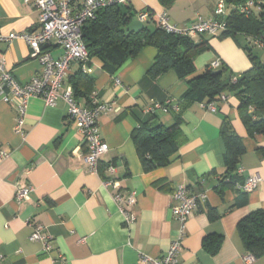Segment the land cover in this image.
Returning a JSON list of instances; mask_svg holds the SVG:
<instances>
[{
    "label": "crops",
    "instance_id": "obj_1",
    "mask_svg": "<svg viewBox=\"0 0 264 264\" xmlns=\"http://www.w3.org/2000/svg\"><path fill=\"white\" fill-rule=\"evenodd\" d=\"M219 0H175L165 7L159 0H131L135 20L140 13L152 17L166 12L171 22L191 26L199 17L213 18ZM255 13L259 11L255 8ZM228 13V12H227ZM40 27V13L24 0H0V32L23 34ZM206 49L194 59L197 74L219 61L227 68L224 79L234 81L250 70L252 64L245 47L264 53L252 38L203 36L195 41ZM43 49L55 59L63 50L54 45ZM157 49L145 47L116 74L103 70L102 63L92 58L88 83L75 63L66 84L79 81L82 107H90L95 97L101 104L116 103L119 112L104 114L99 119L101 136L109 151L99 163V173H91L82 161L87 153L78 122L68 117V106L60 98L48 106L40 98L28 103L24 135L15 133L16 113L0 101V264H142L141 256L161 258L176 239L180 223L172 210V195L183 185L189 193L206 194V203L187 221V236L179 264H245L247 254L238 231L240 221L255 211H264V186L251 193L235 186L219 191L220 178L226 173V145L221 135L229 120L245 148L235 174L239 184L253 175L264 177V135H249L240 118L238 98L217 104L215 112L204 103L184 104L188 91L186 81L169 71L158 78L148 75ZM0 58L20 84L28 83L41 71L37 59L22 39L0 42ZM66 87L59 90L62 95ZM83 93L85 95H83ZM180 105L182 141L179 151L166 167L146 172L136 150L132 134L150 119L146 108L152 102ZM159 121L172 126L175 113L158 112ZM115 167L113 175L108 172ZM119 181L123 194L136 192L137 220L131 227L124 224L122 213L113 199L116 192L104 187L103 180ZM30 185L28 201L16 202L18 187ZM37 226L50 235L52 250L31 240ZM59 256L64 258L62 261ZM253 264H264V257Z\"/></svg>",
    "mask_w": 264,
    "mask_h": 264
},
{
    "label": "trees",
    "instance_id": "obj_2",
    "mask_svg": "<svg viewBox=\"0 0 264 264\" xmlns=\"http://www.w3.org/2000/svg\"><path fill=\"white\" fill-rule=\"evenodd\" d=\"M159 1L163 6L170 7L175 0ZM227 2V28L220 38H236L241 34L252 38L257 44H264V0ZM250 2H255V6L249 9V13H241V8L248 6ZM255 8L259 11L258 14L255 13ZM151 19L149 24H145L143 31L128 32L127 27L135 21L129 4L102 7L95 19L88 21L83 28V42L90 59H99L103 70L114 75L145 47H154L157 49V56L148 75L156 79L173 71L179 79L186 81L189 89L184 94L182 103L190 105L199 102L209 105L220 101L222 96L233 95L240 102V118L249 135H264V61L251 48L245 47L252 66L242 75V80L238 78L231 82L224 79L227 73L224 66L212 70L209 65L203 73L197 74L194 59L206 49L204 44H198L188 37L166 33L160 28L157 17L153 16ZM79 76L92 83L88 74L80 71ZM71 83L74 95L78 97L79 81L71 80ZM157 113L150 114V119L138 126L132 134L146 172L168 166L171 158L178 153L182 141L181 112L176 114V122L170 127H165L159 121ZM221 135L226 145V173L220 178V192L238 184L239 178L235 173L245 153L242 139L229 120L224 121ZM238 231L246 253L256 259L264 257V211H255L240 221Z\"/></svg>",
    "mask_w": 264,
    "mask_h": 264
},
{
    "label": "built area",
    "instance_id": "obj_3",
    "mask_svg": "<svg viewBox=\"0 0 264 264\" xmlns=\"http://www.w3.org/2000/svg\"><path fill=\"white\" fill-rule=\"evenodd\" d=\"M131 0H24L26 5L34 7L40 13V27L34 31L23 34L11 33L4 35L0 32V42H12L15 39L24 40L30 48V57L37 59L41 65V71L28 83L20 84L6 69L4 58H0V101L10 105L16 113L15 133L24 135V126L28 103L32 98H40L48 106H54L62 98L68 106V117L78 122L81 133L84 137L88 153L82 157L87 169L94 174L99 173L101 158L109 151L108 144L101 136L99 119L104 114L119 112L120 108L116 103H99L95 97L90 100V107L80 106L74 95L72 85L66 84L71 74V67L78 63L83 73H89L90 56L83 42V28L85 24L95 19L96 13L102 7L108 5H128ZM255 6L250 2L248 6L241 8V13H249V9ZM228 12L227 0H219L213 18L199 17L189 27H184L171 22L166 12L158 15L160 28L166 33L188 37L197 40L203 36L218 37L226 31V17ZM148 13H140L138 20L145 23L149 19ZM45 45H54L63 50V55L55 59L43 49ZM264 49V44H258ZM221 67L219 61L211 63L210 69L217 70ZM235 79L234 81H236ZM66 87L64 94L60 95L59 90ZM228 96H222L220 101L204 105L209 111L215 112L217 104L225 103ZM253 111V109H250ZM155 112L175 113L181 112L179 105L152 102L146 108L149 115ZM8 151H2L0 157L8 156ZM116 169L113 166L108 172L113 175ZM239 173L242 169L238 170ZM104 187H111L116 192L113 195L118 205L126 227H131L137 220L135 208L138 203L136 192L123 194L119 181L109 178L103 180ZM264 186V177L253 175L244 184H236V188L244 193H251ZM33 192V187L23 185L18 187L16 202L18 204L28 201ZM206 194L189 193L187 188L180 185L172 195L171 210L176 220L180 223L176 239L171 244L169 251L161 258H154L149 255L141 256L142 264H179V256L183 250V243L187 236V221L194 212L206 203ZM31 240L42 244L43 251L48 253L52 250L51 237L45 233L42 226H37L31 236ZM59 258L64 261L62 256ZM255 257L251 254L244 256L245 264H253Z\"/></svg>",
    "mask_w": 264,
    "mask_h": 264
},
{
    "label": "water",
    "instance_id": "obj_4",
    "mask_svg": "<svg viewBox=\"0 0 264 264\" xmlns=\"http://www.w3.org/2000/svg\"><path fill=\"white\" fill-rule=\"evenodd\" d=\"M145 28V24L142 23L139 20H135L132 23H130V25L127 27V31L128 32H135V33H139L141 31H143ZM244 78V76L239 77V80H242Z\"/></svg>",
    "mask_w": 264,
    "mask_h": 264
},
{
    "label": "rangeland",
    "instance_id": "obj_5",
    "mask_svg": "<svg viewBox=\"0 0 264 264\" xmlns=\"http://www.w3.org/2000/svg\"><path fill=\"white\" fill-rule=\"evenodd\" d=\"M256 54H258V56H260V57H262L264 55V53L262 51L258 50V49H257Z\"/></svg>",
    "mask_w": 264,
    "mask_h": 264
}]
</instances>
